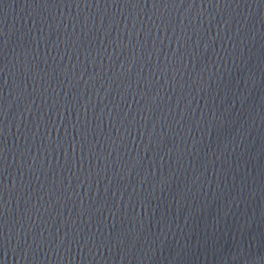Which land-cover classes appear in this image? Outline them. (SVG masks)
Here are the masks:
<instances>
[{
  "label": "water",
  "instance_id": "95a60500",
  "mask_svg": "<svg viewBox=\"0 0 264 264\" xmlns=\"http://www.w3.org/2000/svg\"><path fill=\"white\" fill-rule=\"evenodd\" d=\"M0 264H264V0H0Z\"/></svg>",
  "mask_w": 264,
  "mask_h": 264
}]
</instances>
